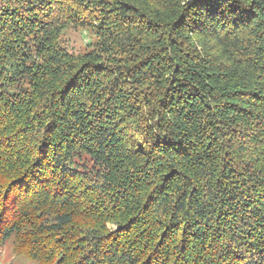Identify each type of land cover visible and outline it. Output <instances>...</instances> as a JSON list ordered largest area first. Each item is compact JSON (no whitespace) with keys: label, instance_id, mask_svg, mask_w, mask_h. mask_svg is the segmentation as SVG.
<instances>
[{"label":"trees","instance_id":"obj_1","mask_svg":"<svg viewBox=\"0 0 264 264\" xmlns=\"http://www.w3.org/2000/svg\"><path fill=\"white\" fill-rule=\"evenodd\" d=\"M10 238L37 264H264V0H0Z\"/></svg>","mask_w":264,"mask_h":264},{"label":"rangeland","instance_id":"obj_2","mask_svg":"<svg viewBox=\"0 0 264 264\" xmlns=\"http://www.w3.org/2000/svg\"><path fill=\"white\" fill-rule=\"evenodd\" d=\"M95 41V35L83 27H69L61 35V43L65 50L71 54H83L92 49L90 45ZM103 63L105 62L102 61ZM101 63V62H100ZM110 230H116L117 226L108 224ZM0 264H37L24 255L14 251L13 238L8 239L0 245Z\"/></svg>","mask_w":264,"mask_h":264}]
</instances>
